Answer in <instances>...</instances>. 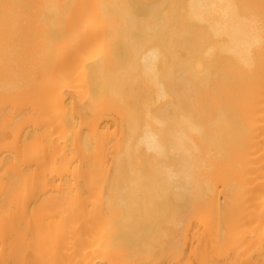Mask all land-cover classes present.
Returning a JSON list of instances; mask_svg holds the SVG:
<instances>
[{"label":"bare ground","instance_id":"bare-ground-1","mask_svg":"<svg viewBox=\"0 0 264 264\" xmlns=\"http://www.w3.org/2000/svg\"><path fill=\"white\" fill-rule=\"evenodd\" d=\"M0 264H264V0H0Z\"/></svg>","mask_w":264,"mask_h":264}]
</instances>
